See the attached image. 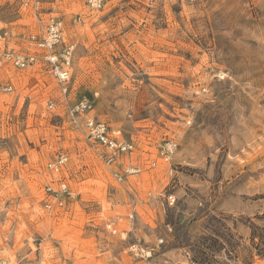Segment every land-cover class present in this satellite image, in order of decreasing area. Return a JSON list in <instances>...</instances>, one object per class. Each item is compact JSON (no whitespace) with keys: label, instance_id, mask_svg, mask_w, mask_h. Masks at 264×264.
<instances>
[{"label":"rangeland","instance_id":"obj_1","mask_svg":"<svg viewBox=\"0 0 264 264\" xmlns=\"http://www.w3.org/2000/svg\"><path fill=\"white\" fill-rule=\"evenodd\" d=\"M49 17L73 46L69 104L141 171L113 179L45 70L0 68V264H264V0H0V52H36ZM58 153L71 194L46 209Z\"/></svg>","mask_w":264,"mask_h":264},{"label":"built area","instance_id":"obj_2","mask_svg":"<svg viewBox=\"0 0 264 264\" xmlns=\"http://www.w3.org/2000/svg\"><path fill=\"white\" fill-rule=\"evenodd\" d=\"M19 6L31 10L34 15L38 11L40 0H15ZM85 6L90 13L101 11L105 5V0H84ZM39 31L27 38L28 43L35 48L36 52L20 53L14 51L0 52V68L10 67L15 69H26L39 67L45 70L56 82L59 91L65 100L71 116H84L81 134L90 145L96 159L105 167L110 169L113 179L122 183L125 178L138 174L141 169L139 166L125 164L124 158L133 152V144L121 134V131L109 127L105 122L89 116L93 105L87 99L77 101L73 106L69 104V97L72 89V54L73 46H60L62 44V21L58 18L49 17L46 20L37 18ZM13 91L11 84L0 85V92L8 94ZM53 103H46L48 110L53 109ZM176 145L171 140L165 142L159 151L163 162H168L171 158ZM67 156L63 153L56 154L54 160L46 165L47 171L56 176L44 188L47 200L44 202L46 209L63 207L65 200L70 196V190L66 182L62 179L67 165ZM154 162L152 163V166ZM120 169V170H119ZM174 199L169 196L167 203H173ZM134 205V206H133ZM127 215L128 220H132L136 205ZM112 224H109V227Z\"/></svg>","mask_w":264,"mask_h":264}]
</instances>
